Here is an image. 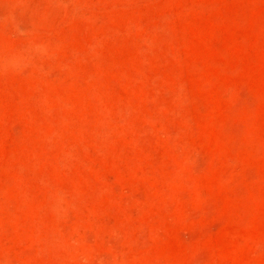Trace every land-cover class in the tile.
<instances>
[{
	"label": "rangeland",
	"instance_id": "1",
	"mask_svg": "<svg viewBox=\"0 0 264 264\" xmlns=\"http://www.w3.org/2000/svg\"><path fill=\"white\" fill-rule=\"evenodd\" d=\"M0 264H264V0H0Z\"/></svg>",
	"mask_w": 264,
	"mask_h": 264
}]
</instances>
